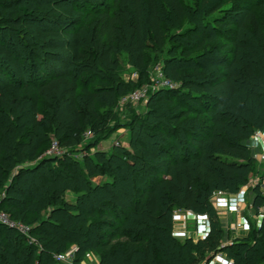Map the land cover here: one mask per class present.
<instances>
[{"label":"trees","instance_id":"obj_1","mask_svg":"<svg viewBox=\"0 0 264 264\" xmlns=\"http://www.w3.org/2000/svg\"><path fill=\"white\" fill-rule=\"evenodd\" d=\"M96 1L35 0L34 4L14 6L9 14L6 13L8 9L0 8L3 11L0 14V194L5 178L17 164L38 156L43 139L53 128L57 136L62 137L60 143L68 149L63 158L46 157L14 176L12 186L7 189L9 196L1 209L17 221L27 223L30 220L27 224L31 226L36 242L30 243L23 235L0 224V264H56L55 256L71 246L78 253V262L84 254L97 250L100 252L98 264L208 262L221 251L225 235L221 225L215 222L211 233L204 239L190 237L178 240L173 234L170 212L173 207L214 216L211 198L215 190L225 183L247 182L245 175L254 162L250 150L216 133L224 123L215 113V108L223 102L220 97L232 98L237 94L234 72L228 67L225 79L210 84L203 81L209 71L207 69L197 80L182 77L177 69L171 78L163 69L168 79L180 85L176 90L159 93L167 94L160 97L159 102L167 103L178 112L171 121L177 125L182 121L198 123L202 116L208 115L213 123L212 134L207 139L200 137L201 132L195 128L188 132L189 145L197 148L200 155H194L190 147L183 146L181 157L176 152L180 161L173 162L175 155L169 154V148L167 153L163 149L165 165L162 166L156 163V156L149 155L148 150L142 147L139 152L126 154L131 161L124 160L127 156L107 159L98 153V164L85 160L84 167L78 159L71 157L69 149L75 146L85 125L90 123L95 128L107 116L106 107L97 108L100 88H91L94 80L89 73L102 67L114 74L120 67L115 17L104 2ZM113 2L115 7L119 0ZM165 2L169 9L161 0L129 1L131 32L128 55L138 74V80L129 93L142 88L146 77V31L151 35L155 48L161 51L166 46L165 22L169 16L173 15L179 21L189 17V10L182 0ZM204 5H207V0ZM94 12H97L98 20L93 27V44L90 46L81 19L89 21ZM5 13L7 15L3 16ZM249 15L264 57V26L254 13ZM199 40L197 49L203 50L208 43L218 39L202 35ZM243 66L255 76L247 65ZM84 75L87 78L82 81ZM180 90H184L183 95H178ZM248 97L256 102L264 115V97L254 92ZM62 112L69 119L59 125V113ZM143 120L147 121V118ZM261 124H264V119ZM242 125L238 121L232 126L240 141L248 139ZM157 135L175 147V141L169 135ZM207 143L237 160L206 159ZM141 162L145 166L136 168ZM51 163L59 167L46 168ZM115 164L113 175L122 171L131 175V182L135 181V186L133 184L130 189L134 199L131 206L125 200L130 191L120 194L115 182L93 188L88 180L96 173L106 176ZM159 166L164 170L161 179L156 176ZM147 174L151 177L144 180ZM137 182L144 184L143 188H139ZM67 190L81 192L82 196L76 203H69L64 199ZM160 190L164 192L168 208L162 204ZM101 191H108L109 199L100 197ZM261 208H264V194L258 196L252 209L256 216ZM43 212L47 218L42 217ZM252 225L255 228L251 240H237L222 250L228 252L234 264H264V222L258 226L253 222ZM6 232L15 235L6 238ZM119 242H122L120 246L117 245Z\"/></svg>","mask_w":264,"mask_h":264},{"label":"rangeland","instance_id":"obj_2","mask_svg":"<svg viewBox=\"0 0 264 264\" xmlns=\"http://www.w3.org/2000/svg\"><path fill=\"white\" fill-rule=\"evenodd\" d=\"M129 1L130 0H119L118 5L115 7H113V0L96 1L98 3L104 2L106 8L109 9L115 17V26L119 33L118 58L120 67L114 74L105 71L102 67L89 73L90 78L94 80V83L91 84V88H100V98L97 108L101 109L106 107L107 116L103 117L102 123L98 124L95 128L90 126V123L85 125L76 139L75 146L69 149L71 157L78 159L84 167H86L85 160L98 164V153L104 154L107 159L118 157V155L125 157L127 153L133 154L135 151L139 152V149L142 147H145L144 150H148L149 155L156 156V163L164 166L165 158L163 149H165L167 153V149L169 148V154L172 157L175 155V160L173 159V162L177 160L180 161V157L183 154V146L190 147L194 155H200V151L197 148L189 145V130L195 128L197 131L201 132H199L201 134H199V136L204 139L211 136L213 131V123L208 115L202 116L198 123L194 121H182L178 125L174 124L171 120L178 112L167 103L159 102L160 97L163 98L167 96V94L164 95L163 93L159 95V93L164 90L154 89L149 91L150 93L146 98L137 105L122 104L124 97L130 94L129 92L132 90V86L138 80L136 69L128 55V37L131 32V18L128 12ZM182 1L189 10V17L184 21H179L175 16H169L168 20L165 22L166 46L163 50L159 51L155 48L151 35L146 31L148 46L147 66L145 69L146 77L143 81L142 88L150 90L151 78L155 76L157 70L160 69H166L167 76L171 78L172 72L177 69L182 77L193 80L200 78V73L207 69L209 71L204 75L205 79L203 81L205 82L206 80L210 82V84L225 79L228 76L227 68L230 67L232 69L236 79L235 86L237 94L232 98L226 95L220 97L223 102L215 108V113L224 123L217 128L216 133L227 141L246 146L250 150L254 162H252L249 167V172L245 175L247 182L237 180L225 183L224 186H219L217 190H215L211 201L213 202L214 199L220 197L230 198L234 195L242 196L245 201L244 205H246V210H244L243 215L249 220V226L247 228L248 232L245 233L246 235L241 236L245 240H251L252 230L255 228L252 225L253 222L258 226L259 217L262 216L264 218V208L260 209L257 216L255 215V211L252 210L255 208L258 196L264 194V124H261L264 115L258 109L256 102L248 97V94L254 92L264 97V57L259 47L260 45L255 38L249 14L254 13L259 22L264 26V12L262 10L263 1L207 0V5H204L205 0ZM161 2L167 7L165 0H161ZM34 3L35 0H0V8L2 10L8 9V11H6V13H8L14 6L23 7L27 4ZM166 9L169 8L167 7ZM2 12L3 11L0 10V14H2ZM6 13L3 14V16H6ZM96 14L97 12H94V15L87 22L81 19V24H85L86 27L85 37L90 46L93 44V27L98 20ZM50 16L56 18L55 15ZM202 35H204L205 38L215 37L218 40L214 43H208L203 50H198L197 47L200 42L199 37ZM7 37L9 38V36ZM244 64L254 72L255 76H252V74L244 68ZM86 76L87 75H84L81 80L83 81L87 78ZM183 94L184 90L178 95ZM153 96L156 97L153 99ZM169 98L171 99L172 96ZM79 106L80 108L83 107L81 99L79 100ZM202 110L204 111L205 109L203 108ZM144 117L147 118V121L143 120ZM236 117L239 118V120H237ZM68 119L69 116L65 115L64 112L59 113V125ZM190 119L192 120L193 116ZM238 121L243 123L242 126L248 135V139L246 140L240 141L232 131V126ZM90 131H92L91 134L89 133ZM55 132L56 130L53 128L48 136L43 139L44 141L40 153L35 159L24 160L22 163L17 164L13 171H11V174L5 178L4 188L0 194V209L3 206L4 200L9 196L7 189L12 186L14 176L21 169L34 167L38 162L46 159L45 153L52 146L53 140H57L65 154H67L68 149H66L59 140L62 137L57 136ZM177 132H179V134ZM157 133L169 135L171 140L175 141V147H172L168 140L161 139ZM132 143L135 146L132 145ZM206 146L207 149L204 153L206 159L221 158L224 160H231L233 158L213 149L210 143H207ZM176 152H178L180 157H176ZM124 160L131 161L132 159L127 156V159ZM233 160H237V158H233ZM116 165L117 164L113 166L112 171L107 172L106 176L101 177L96 173L95 175L89 176L88 180L91 182L93 188L107 186L115 182L118 185L117 190L120 194L125 195V192H131L125 200L127 204L132 205L134 199L132 198L133 193L130 189L133 188L135 181L131 182L129 180L131 175L122 171H117V174L113 175ZM54 166L59 167V165L57 166L51 163L46 168ZM142 166H145V164L141 162L138 163L136 168L138 167L141 169ZM157 171L158 173L156 176H158V179L163 178V168L159 166ZM150 177L151 175L147 174L144 180H148ZM125 178H128L126 179L127 181H125ZM136 185L139 188H143L144 186V184H139L138 182ZM159 192L163 206L168 208L164 192L161 190ZM98 195L104 200L109 199L108 191H101ZM79 196H82L81 192L76 193L67 190L64 193V199L72 204L78 201ZM244 207L242 209H245ZM219 210L214 207V216L210 214H196L195 218L192 216V211L174 209L171 207L170 214L173 221V234L174 231H176L175 229L181 224L180 230L183 227L182 229L184 230L182 231L187 235L195 234L193 232L198 233L197 237L199 235H204L205 232L200 234L199 230V226L203 227V222H201V220L203 221L205 219L206 222H209V230L211 232L215 222L221 225L220 214L226 215L227 218L233 214V217L228 220H231V224L233 225L239 223L237 221V215L238 212H241L240 210L233 212H231V210ZM198 216H202V219H198ZM42 217L47 218L46 212L42 213ZM180 221L182 222L179 223ZM30 222V220L27 221V223ZM13 235L15 234L12 232H6V238ZM174 235L178 237V240L184 239L183 237H179L182 235L179 232ZM228 237L227 234L224 235L223 242L221 243V251L214 254L213 258L218 256L220 257L218 259L222 258L223 261L231 264L228 252H223L222 250L243 238L237 237L230 239L231 233ZM121 243L122 242H119L117 245L120 246ZM61 254H65L67 259L71 258V261L68 260L66 264H98L100 261V252L98 250L89 251V253L84 254L81 262H78V253L74 246H71ZM211 263V260L208 262L205 260L200 261V264ZM56 264L64 263L57 262Z\"/></svg>","mask_w":264,"mask_h":264},{"label":"built area","instance_id":"obj_3","mask_svg":"<svg viewBox=\"0 0 264 264\" xmlns=\"http://www.w3.org/2000/svg\"><path fill=\"white\" fill-rule=\"evenodd\" d=\"M149 88H150V90H147L146 88H140V89L135 90L134 92H132L129 95H127L126 97H124L122 104L137 105L138 103L142 102L146 98V96L149 94V91L154 90V89H157V90H176L179 88V84L168 79L165 76L163 70L160 69V70H157L155 76H152ZM89 133L91 134L92 131H90ZM45 155L47 158H61V157L65 156L66 154H65L63 148L60 146L59 142L57 140H53L52 146L50 147V149L47 150ZM263 221H264V218L262 216L259 217V222H258L259 225H261ZM0 224L2 226L7 227L10 230L17 232L18 234L23 235L24 237H26L28 239V241L30 243L36 242V239L33 238V235L31 233L32 228L30 225H28L22 221H17L15 219H13L7 212H5L1 209H0ZM205 224L208 227L210 226L208 221L205 222ZM248 226H249V220L247 218H245V220L239 222L235 226V229L247 230ZM180 236L183 238H186L187 234L184 232V234H182ZM216 257L217 256H215L213 258V260L211 259V262H212L211 264H215V260H217ZM55 259L57 262L64 263V264L68 263V260L71 261V258L67 259V256L65 254H58L55 256ZM93 264H96V263H93Z\"/></svg>","mask_w":264,"mask_h":264},{"label":"crops","instance_id":"obj_4","mask_svg":"<svg viewBox=\"0 0 264 264\" xmlns=\"http://www.w3.org/2000/svg\"><path fill=\"white\" fill-rule=\"evenodd\" d=\"M244 202L245 201H244V198L242 196L234 195V196H232L230 198H227V197L226 198L225 197L224 198L223 197L221 198L220 197V198L214 199L212 203H213V206L215 208H218V210L219 209L220 210H223L224 209V211L231 210V212H233V211H239L240 210L241 212H238V215H237V221L238 222H241V221L245 220V217H246L245 215H243L244 210H246V205H244L245 204ZM243 207L245 209H242ZM192 213H193L192 216L196 218V213H194V212H192ZM219 217H220L221 228L223 229L224 234H227V237H228L229 234L231 233V238L230 239L237 238V237L243 238L241 235L245 236L246 235L245 233L248 232L245 229L244 230H237V229H235V226L236 225L231 224V220H228L229 218H232L233 217V214H231L230 217L228 216V218H227L226 215L224 216L223 214H220ZM198 219L201 220L202 219V216H200V217L198 216ZM176 222H178V221H176ZM181 222L182 221H180L179 223H181ZM201 222H203V227L202 226H199L200 234H202V232H205V234L204 235H199L197 237L198 233L197 232H193L196 235L195 234H193V235H190L189 234V235L186 236V238L193 237L195 240H199V239L206 238L211 233L210 230H209V227L206 226V224H205L206 220L205 219L203 221L201 220ZM184 224H185V222H184ZM199 224H200V221H199ZM179 225L180 226H178L177 229H175L176 231H174V234H176L177 232H179L181 234H184V231H182V230H184V229H182L183 227L180 230L181 224H179ZM179 237H181V236H179ZM186 238H184V239H186ZM184 239H182V240H184ZM216 258H217V260H215V263L216 264H228L227 262L223 261L222 258L221 259H218V258H220L218 256ZM231 264H234V262L232 260H231Z\"/></svg>","mask_w":264,"mask_h":264}]
</instances>
